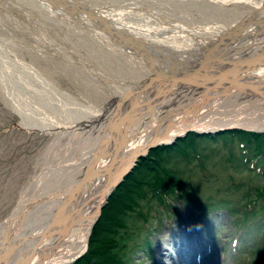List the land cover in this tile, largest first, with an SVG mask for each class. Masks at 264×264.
Segmentation results:
<instances>
[{"label":"bare ground","instance_id":"bare-ground-1","mask_svg":"<svg viewBox=\"0 0 264 264\" xmlns=\"http://www.w3.org/2000/svg\"><path fill=\"white\" fill-rule=\"evenodd\" d=\"M40 2L48 7L31 10L41 31L36 34L27 33L31 24L10 8L14 0H0V6L27 39L40 41V58L53 56L57 69H71L76 82L103 102L82 92L77 97L52 77L45 84L40 78V87L53 95L40 90L38 123L40 131L52 134L50 166L40 173V190L32 184L35 189L0 222V264H69L84 251L106 192L154 145L188 130L238 126L264 131V0H195L199 12L179 9L169 17L152 12L146 28L141 24L132 30L116 22L139 23L142 16L104 11L110 19L103 24L56 14L46 22L58 13L51 6L59 2ZM192 16L194 23H185ZM109 25L118 29L113 32ZM119 29L128 32L117 34ZM206 46L213 50L206 54ZM0 49L7 60L25 65L11 48ZM163 57L173 59L170 67L159 62ZM211 62L215 65L207 67ZM183 63L199 67L177 77ZM42 68L52 75L49 65ZM15 110L22 116L18 106ZM186 229L165 240L157 264H196L194 244L205 245Z\"/></svg>","mask_w":264,"mask_h":264},{"label":"rangeland","instance_id":"rangeland-1","mask_svg":"<svg viewBox=\"0 0 264 264\" xmlns=\"http://www.w3.org/2000/svg\"><path fill=\"white\" fill-rule=\"evenodd\" d=\"M193 7L197 6L194 4ZM194 18L197 17L185 23L193 24ZM20 20L33 25L25 17ZM6 38L7 43H3L2 40ZM27 38L25 35L0 37V47L11 48L14 56L25 62L24 66H20L7 60L0 49V222L15 209L19 199L26 196L29 189H35L32 184L40 190V173L46 172L50 166L47 151L49 143H52V134L34 126L40 123V90L53 97L45 88L40 87V78L43 82H49L52 77L77 97L82 92L93 101L103 102L101 96L90 94L88 89L76 82L71 69L62 68L66 73L57 69L53 56L40 58V41ZM43 65H49L52 75L44 73ZM15 106L20 109L22 122ZM50 108L45 107L44 110L51 113ZM231 147L232 153L229 151ZM189 151L184 150L177 157L172 155V161L164 167L183 181L187 192L192 193L199 203L210 202V208L202 204L208 208L206 213L195 217L196 221L192 224L187 220V215L189 209L193 211L194 206L191 203L187 205L183 197L176 195L173 203L170 202L174 213L168 216L162 207L151 203L147 195L144 200L140 197L145 193L140 194L114 217L115 225L106 226L104 231L108 232L107 236L111 239L109 250L101 247L102 243L107 246L105 243L108 238H104L102 243L92 242L95 240L92 237L93 226L87 241V253L92 254L89 249L93 250L91 258L98 254L96 250H102V255L112 256V261L95 258L92 264H156V250L163 242V232L179 222L188 224L193 231L199 228L198 222L202 226L207 222L210 229L208 239L215 235L214 247L200 257V264H264V253H256L259 241L264 242V170L256 171L259 163L254 168L245 164L241 152L239 154L238 143L229 146L218 138L201 143L196 152L202 161L197 160L192 152V163L185 159V155L189 157ZM253 158L255 156L248 162ZM147 208L149 211L143 210ZM245 233L248 238L252 237L250 248H244L245 244L240 240ZM234 241L243 254L242 251L240 255L234 253ZM209 252L212 253L206 257Z\"/></svg>","mask_w":264,"mask_h":264},{"label":"water","instance_id":"water-1","mask_svg":"<svg viewBox=\"0 0 264 264\" xmlns=\"http://www.w3.org/2000/svg\"><path fill=\"white\" fill-rule=\"evenodd\" d=\"M55 1V0H54ZM59 3H55L51 7L58 8V13L51 14V16L45 15L46 22H53V18L55 15H60V19H65L69 16H77L82 20H87L90 23V20H95L97 23L102 22L109 23L108 20L109 17H106L103 15V12H112L115 15H125V16H131L133 14H138L145 18H152L150 13L154 12L156 14H159L160 17H169L174 16L173 11L182 9L186 13L191 14L192 10H198L194 11L192 13H196L201 11V5L198 2H195V0H176L180 1L182 3H164L159 1H154L152 3H149V0H57ZM194 4L197 7H193ZM40 5L48 7L45 5V3H41L40 0H14V4H10V8H12L17 16L19 18L25 17L26 20L32 21L31 16V10L35 12L36 9H40ZM50 9V8H49ZM67 11H64V10ZM177 14H183L178 12ZM117 19V18H113ZM13 19L10 17L8 10L2 8V5L0 6V37L5 36H21L25 35L22 31H20L18 28H16L14 25H12L11 21ZM25 23V22H23ZM100 23V24H102ZM27 24V23H26ZM11 26V27H10ZM31 30L27 28V33H33L36 34L40 31V28L36 27L34 24L29 25ZM40 27V25H38ZM43 27V26H42ZM47 28L46 26H44ZM53 28H59L57 24ZM222 33V32H221ZM221 33H219L216 36H212V40L218 36H222ZM213 50V48L205 47L203 50L207 54L211 52L210 50ZM212 65V64H211ZM208 65L207 67H212L214 65ZM206 67V68H207ZM191 70L187 71L186 74H189ZM184 75V76H185ZM23 120V119H21Z\"/></svg>","mask_w":264,"mask_h":264},{"label":"trees","instance_id":"trees-1","mask_svg":"<svg viewBox=\"0 0 264 264\" xmlns=\"http://www.w3.org/2000/svg\"><path fill=\"white\" fill-rule=\"evenodd\" d=\"M250 140L256 141V143L261 144L264 142V136L252 134L246 135ZM165 150L163 147H158L155 150L151 151L150 154L144 159L140 160L136 168L117 186L115 191L108 198V202L103 207L101 216L94 226L92 237L95 240H92L93 243H102L104 238H108L107 246L104 243L101 244L106 250L111 248V239L107 236L108 232H105V228L115 225V216L124 210L129 204H132L135 199L142 194V190L147 189L148 183H152V179L148 178L149 169L151 167L155 168L157 171H163L161 168L162 162V151ZM154 162V163H153ZM137 170L135 173L134 171ZM153 186V185H152ZM141 197V196H140ZM97 237V238H96ZM92 254L94 253L92 249H89ZM96 253L91 258H97L103 261H112V256L102 255V250H96ZM91 253H88L83 259L81 258L75 264L89 263L91 261ZM103 254H105L103 252Z\"/></svg>","mask_w":264,"mask_h":264}]
</instances>
